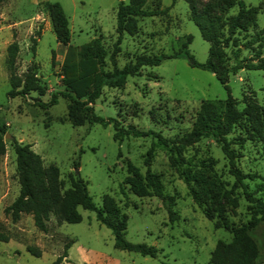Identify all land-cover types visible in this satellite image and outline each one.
<instances>
[{
  "label": "rangeland",
  "instance_id": "374dc122",
  "mask_svg": "<svg viewBox=\"0 0 264 264\" xmlns=\"http://www.w3.org/2000/svg\"><path fill=\"white\" fill-rule=\"evenodd\" d=\"M44 1L4 0L0 3V125L5 127V133H2L5 152L0 154V220L6 223L14 237L23 241L0 240V264H49L70 237L75 238L71 248L75 260H81L80 246H84L89 248L87 257L95 259L98 252L103 251L115 255L120 264H213L210 254L216 241H229L232 232L217 226L214 218L205 215L190 195L186 183L170 165L163 149L157 148L153 159L146 161V151L152 141L150 134L130 135L119 141L113 137L111 123L89 124L86 121L74 124L68 117L69 99L62 95H58L54 104L46 107L40 104L50 99L54 91L65 89L61 64L67 46L57 41ZM51 1H58L68 16L70 44L79 46L101 36L108 50L105 67L111 69L110 53L118 35L115 12L119 0ZM245 1L261 6L257 25L249 27L245 37L250 38V34L255 35L264 26V0ZM196 2L201 7L205 0ZM145 6L155 7L156 1L148 0ZM167 6L166 13L137 15L134 32L124 30L116 54L118 66L134 60L141 53H171L181 46L188 33L193 36L188 45L190 51L197 60H206L209 42L190 18L187 1L160 0L158 7ZM236 10L234 6L227 13ZM262 34L264 55V32ZM33 35L37 38L35 51L31 49ZM13 39L19 42L17 71L23 75L27 70H33L35 83L43 91L31 89L25 95H8L11 84L6 47ZM52 50L55 51L54 60ZM252 53L250 48L242 50L243 55ZM227 82L239 106L244 104L245 94L255 95L263 101L264 69L242 68L230 73ZM227 94V88L214 72L192 66L184 57H166L159 64L141 66L139 73L128 75L119 86L105 85L93 106L98 114L117 117L123 125L133 123L140 129L159 130L165 136L174 137L191 127L203 99L224 98ZM13 138L31 143L44 164L57 165L63 188L69 187L70 175L77 168L96 205H101L103 193H110L128 215L126 238L154 244L158 248L156 255L116 247L111 229L97 220L94 210L81 205L78 209L82 219L78 222L60 223L55 215H51L49 236L33 229V219L26 213L18 220L20 227L13 225L4 213V207L19 191ZM184 153L192 158L196 167L202 169L205 163L207 170L215 173L225 187L231 186L233 175L228 171L227 159L212 137H202L188 145ZM238 162L244 171H256L264 176V153L253 142H245ZM129 164L137 166L141 173L150 165L159 174L164 190L175 199L174 208L179 215L173 223L159 196L139 195L131 189L126 179L131 174ZM245 180L259 195L255 182L264 179L258 176ZM122 186L126 194L121 191ZM233 196L234 202L225 205L226 216L231 222L241 224L251 216L249 201L241 187L234 190ZM249 234L258 249L254 264H264V220L250 228ZM36 242L44 248L39 255L27 250L25 245H37Z\"/></svg>",
  "mask_w": 264,
  "mask_h": 264
},
{
  "label": "trees",
  "instance_id": "16d2710c",
  "mask_svg": "<svg viewBox=\"0 0 264 264\" xmlns=\"http://www.w3.org/2000/svg\"><path fill=\"white\" fill-rule=\"evenodd\" d=\"M4 0H0V3ZM148 0H119L115 18L118 32L114 48L110 53L113 63L111 69L105 67L107 48L101 41V36H95L89 41L77 46L70 44V27L68 16L58 1L45 0L52 28L58 42L66 44L62 61V82L65 89L54 91L47 101L40 102L44 107L57 102L58 95L69 99L68 117L74 124L98 122L102 125L111 123L114 128L113 137L121 141L130 135L152 136V141L146 151V161L150 162L157 148L163 149L168 161L178 172L188 187L193 200L200 206L208 218H214L217 226H223L232 232L229 241L218 239L210 254L213 264H254L258 249L249 229L264 220V180L256 181V190L249 188L246 178L255 179L260 176L256 171H244L238 159L241 148L246 141L258 145L264 153V85L263 101L255 95L245 94L244 104L238 105V100L230 93L228 75L236 73L242 68L264 69V55L262 43L264 26L250 34L249 27L257 25L259 4L247 3L245 0H205L198 7L196 0H186L189 6L190 18L198 26L202 36L209 42L208 56L205 61H199L189 49L192 34L188 33L181 46L171 53L137 54L134 60L122 66L116 63V54L120 49L119 43L124 30L134 32L137 15H154L166 13L169 7L145 6ZM237 7L233 13H227L231 7ZM39 31V30H38ZM242 31V34H240ZM244 38V40H242ZM32 51L36 49L35 35L32 37ZM257 43V46H253ZM229 47V50H228ZM250 48L251 55H243L242 50ZM6 64L11 84L9 96L25 95L31 89L43 91L35 83V72L27 70L23 75L17 71V55L19 42L13 39L6 47ZM55 51L52 50V60ZM166 57H184L192 66H198L215 73L216 77L227 88L228 94L224 98L203 99L197 109L191 127L181 135L168 137L159 130L138 128L133 123L123 125L117 117H104L94 110L93 102L107 86L123 84L128 75L137 74L141 66L159 64ZM4 124L0 125V154L5 152ZM202 137H212L220 146L227 159L228 171L233 175L230 187H225L223 181L215 174L203 168L196 167L192 158L186 156L187 146ZM13 148L16 154V170L19 181V191L16 197L4 207V213L11 221L20 219L23 213L32 215L35 226L43 231L48 229V219L55 215L58 222H78L82 214L78 209L94 210L100 223L109 227L113 233L114 245L121 249L137 251L144 255L155 256L158 248L154 244L144 241L134 242L126 238L128 215L122 210L110 193H103L101 205H96L88 192L87 182L79 172L70 175V185L62 187L59 167L55 164H44L43 158L35 151L31 143L20 142L13 138ZM129 174L126 179L131 189L139 195H157L164 202L168 211V219L173 223L178 218L174 208L175 199L164 190L163 182L157 172L150 165L144 173L133 164L128 166ZM241 187L249 201L251 216L241 223L235 224L226 216V203L234 202V190ZM121 191L126 194L124 187ZM11 233L5 222L0 220V240L7 241ZM71 241L64 243L63 251L49 264H59L66 259ZM27 249L39 255L41 249L32 244ZM87 264H94L92 262Z\"/></svg>",
  "mask_w": 264,
  "mask_h": 264
},
{
  "label": "crops",
  "instance_id": "0c3cea01",
  "mask_svg": "<svg viewBox=\"0 0 264 264\" xmlns=\"http://www.w3.org/2000/svg\"><path fill=\"white\" fill-rule=\"evenodd\" d=\"M32 1H36V0H32ZM26 214H29V213H26ZM30 216H31V218H32V215L31 214H29ZM22 216V215H21ZM51 217V216H50ZM21 218V217H20ZM33 219V218H32ZM19 220V219H18ZM14 221V223H13V225H16V226H18V227H20V221ZM98 220V219H97ZM99 221V220H98ZM13 222V221H12ZM61 222H63V221H61ZM60 222V223H61ZM34 223V222H33ZM47 223H50V218L48 219V221H47ZM59 223V224H60ZM59 224H56L57 225V227L59 226ZM32 226H33V224H32ZM34 228L33 229H38L36 226H35V224H34V226H33ZM48 230V229H47ZM38 231H39V233H41V235H43V236H47L48 235V231H43V230H40V229H38ZM58 234H59V232H58ZM21 236V235H20ZM49 236V235H48ZM69 237V236H68ZM11 240H17V241H22V240H19L18 238H17V236L16 237H14L12 234H11V237L7 240V241H11ZM68 241H71V243H70V245H69V247H68V254H67V256H66V259H64V260H62L59 264H87V263H89V262H92V263H94V264H120V262H119V259L115 256V255H111V254H107L106 252H103V251H99L98 252V254H97V256H96V258L95 259H91V258H89V257H87V252H88V249L89 248H86V247H84V246H80V249H81V253H80V257H81V260H75V259H73V257H72V254H71V248L73 247V245H74V243H75V238H73V237H70V240H68ZM23 242V241H22ZM36 246H38L40 249H41V251H42V249H44L43 247L41 248V245L38 243V242H36ZM26 245V249H27V245L28 244H25ZM33 245V244H32ZM63 248H64V246H63ZM59 249H60V247H59ZM28 250V249H27ZM54 251V250H53ZM58 251V254H60L62 251H63V249H62V251L59 253V250H57ZM41 254V253H40Z\"/></svg>",
  "mask_w": 264,
  "mask_h": 264
},
{
  "label": "water",
  "instance_id": "95a60500",
  "mask_svg": "<svg viewBox=\"0 0 264 264\" xmlns=\"http://www.w3.org/2000/svg\"><path fill=\"white\" fill-rule=\"evenodd\" d=\"M9 134V132H6V135ZM76 172H78V169L76 168Z\"/></svg>",
  "mask_w": 264,
  "mask_h": 264
}]
</instances>
